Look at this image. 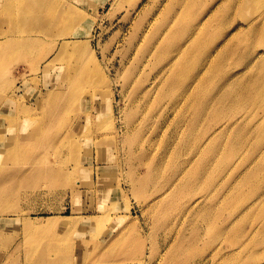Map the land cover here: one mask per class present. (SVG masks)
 Listing matches in <instances>:
<instances>
[{"label": "rangeland", "instance_id": "1", "mask_svg": "<svg viewBox=\"0 0 264 264\" xmlns=\"http://www.w3.org/2000/svg\"><path fill=\"white\" fill-rule=\"evenodd\" d=\"M260 54L264 0H0V264H264Z\"/></svg>", "mask_w": 264, "mask_h": 264}, {"label": "bare ground", "instance_id": "2", "mask_svg": "<svg viewBox=\"0 0 264 264\" xmlns=\"http://www.w3.org/2000/svg\"><path fill=\"white\" fill-rule=\"evenodd\" d=\"M37 24H38V23H37ZM49 26L51 27L52 24L50 23ZM40 31H41V32H43V31H44V32H47V31L45 30V28H42ZM262 55H263V54H260L259 57H260V59H263V60H264V57H263ZM169 66H170V68H171L172 64H170ZM175 67H176V63L173 64L172 68H175ZM178 76L181 77V71H179ZM161 82H162V79H160L158 83L160 84ZM259 83H260V79L255 80V81H252V83H251L252 85H251V86L254 87V88H259V86H260ZM171 84H172V86H174L173 82H172ZM187 90H188V89H187ZM186 96H187V95H186ZM188 96H190V94H189ZM13 100H14V99H13ZM1 142H2L3 145H5V143H4L3 141H1ZM11 151H12V149H8V150H7V153H10ZM263 155H264V152H263V154L259 157V159H260ZM52 170H53V173H54V174H56V173L58 172V171L56 172V170H54V169H52ZM58 173H59V172H58ZM62 173H63V172H62ZM63 177H64V174H62V178H63ZM64 219H65V220H68L69 218L66 217V218H64ZM50 220H52V219H50ZM54 223H55L54 221H50V222H49V225H52V224H54ZM67 224H68V221L65 222V223H62L63 226H66ZM144 257H145V256H144ZM141 258H142V257H141ZM141 260H142V259H141Z\"/></svg>", "mask_w": 264, "mask_h": 264}]
</instances>
